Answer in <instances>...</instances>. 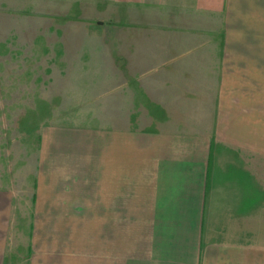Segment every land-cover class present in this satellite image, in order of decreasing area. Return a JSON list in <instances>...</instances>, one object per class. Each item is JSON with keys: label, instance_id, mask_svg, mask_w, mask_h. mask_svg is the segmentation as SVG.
Segmentation results:
<instances>
[{"label": "rangeland", "instance_id": "374dc122", "mask_svg": "<svg viewBox=\"0 0 264 264\" xmlns=\"http://www.w3.org/2000/svg\"><path fill=\"white\" fill-rule=\"evenodd\" d=\"M126 3L0 0V188L13 193L1 264H102L112 132L174 126L180 105L211 113L228 79L222 23ZM214 28L220 38H201ZM122 152L134 187L150 152Z\"/></svg>", "mask_w": 264, "mask_h": 264}, {"label": "crops", "instance_id": "0c3cea01", "mask_svg": "<svg viewBox=\"0 0 264 264\" xmlns=\"http://www.w3.org/2000/svg\"><path fill=\"white\" fill-rule=\"evenodd\" d=\"M126 1L222 23L231 66L211 113L180 105L174 126L112 132L117 170L102 164V264H264V0ZM209 33L201 38H220L221 28ZM142 150L150 156L131 175L144 179L133 187L122 151ZM12 203L0 188V264Z\"/></svg>", "mask_w": 264, "mask_h": 264}]
</instances>
